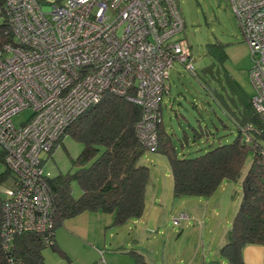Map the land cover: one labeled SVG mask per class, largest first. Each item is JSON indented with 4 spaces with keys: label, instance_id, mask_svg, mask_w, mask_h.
Listing matches in <instances>:
<instances>
[{
    "label": "built area",
    "instance_id": "2783aa9c",
    "mask_svg": "<svg viewBox=\"0 0 264 264\" xmlns=\"http://www.w3.org/2000/svg\"><path fill=\"white\" fill-rule=\"evenodd\" d=\"M227 1L249 47L251 103L264 121V0ZM0 16L14 39L0 50V152L15 176L3 204L7 246L15 232L51 226L42 155L80 114L105 93L126 96L141 107L137 135L153 150L173 64L195 67L178 36V0H5ZM28 108L29 119L15 126L13 116Z\"/></svg>",
    "mask_w": 264,
    "mask_h": 264
},
{
    "label": "trees",
    "instance_id": "16d2710c",
    "mask_svg": "<svg viewBox=\"0 0 264 264\" xmlns=\"http://www.w3.org/2000/svg\"><path fill=\"white\" fill-rule=\"evenodd\" d=\"M4 1L0 0V4ZM0 20L1 50L4 44L12 43L14 39L5 16H0ZM211 46L212 63L206 69L214 68L225 57L219 42ZM217 67L220 71V67ZM191 74L197 76L196 69ZM213 80L220 88V76L213 77ZM216 94L220 96V90L217 89ZM224 104L228 108L229 104ZM231 105L238 111L235 113L229 107L233 113L230 118L237 129L235 138L202 154L187 156L189 151L184 148L191 144L186 129L184 135L174 140L173 133L166 130L161 119L157 124V144L152 150L137 135L136 124L142 116L141 107L126 96L105 93L61 135L69 134L82 144L78 155L71 159L72 168L53 177L44 173L52 196V223L48 229L41 233L15 232L7 246H3V204L6 194L0 197V264H45V247L59 252L69 261L56 244L55 230L66 219L83 212L112 213L114 226H123L131 219L140 218L144 213V194L149 177L148 167L141 162L146 151L165 156L170 166L172 193L176 198L209 197L224 180H237L251 151L252 161L241 182V202L224 243L218 250L228 264H244V247L264 246V145L261 143L264 140V121L254 110L251 97L231 101ZM193 106L196 107V104L193 103ZM195 122L189 123L188 128L193 144L207 136L208 132L211 133L199 118ZM175 141L178 142L177 146ZM0 159L3 161L2 152ZM10 175L12 179L8 188L13 185L14 174L7 166L0 173V182ZM72 181L79 185L81 193L78 197L72 195ZM127 253L133 256L135 264H149L141 253L133 249Z\"/></svg>",
    "mask_w": 264,
    "mask_h": 264
},
{
    "label": "rangeland",
    "instance_id": "374dc122",
    "mask_svg": "<svg viewBox=\"0 0 264 264\" xmlns=\"http://www.w3.org/2000/svg\"><path fill=\"white\" fill-rule=\"evenodd\" d=\"M41 1L54 2L57 0ZM178 2L185 20L184 31L180 32L178 36L182 38L181 44L184 49H189L192 54L197 76L192 75L184 66L175 62L167 81L169 93L163 95L160 108L163 113V124L173 133L174 140L182 135L183 129L188 131L191 145L184 149L189 151L187 156H195L218 144L229 143L237 135L235 124L230 118L233 117V113L229 107L237 113V108L235 109L231 105V101L236 100L237 102L238 99L253 96L254 86L248 75L253 61L248 44L227 0H178ZM108 17L111 18L109 14ZM214 42L220 43V49L223 50L225 57L220 59L218 61L220 63H216L214 68L211 66L206 69L212 63L210 49H213L211 45ZM217 66L220 67V71ZM219 76L220 88L214 84L213 80V77ZM214 88L220 90V96L216 94L217 89L215 91ZM223 102L229 104L228 108ZM193 103L196 104V107H193ZM31 114L30 108L22 110L13 116V123L17 127L20 126L21 123L29 119ZM180 114L186 116L187 119ZM195 116L202 124L207 125V131L211 133L208 132L207 136L204 135L193 144L188 124L196 123ZM261 141L264 145V140ZM175 143L177 146L178 142L175 141ZM81 148L82 144L71 135L61 136L49 153L42 155L44 160L42 169L45 175L53 177L60 172L69 171L72 168L71 159L78 155ZM252 157L253 153L249 151L241 176L237 180H224L211 196L176 198L172 193L170 166L165 156L154 151L144 153L141 162L148 167L149 177L144 194L143 216L152 218V220L169 218V229L160 226L163 233L167 230L170 231V235H166L168 251L175 250L174 252L178 254L181 247L184 250L187 242L189 249L186 255L190 256L191 253L198 250V256L202 255L205 260L207 257L210 258V264H220V255L215 252L222 240L220 232L224 227L230 228L231 221L239 208L241 182L250 166ZM5 167L0 159V173L5 171ZM11 179L10 175L0 182V197L5 196ZM71 187L72 195L78 197L81 192L77 182L72 181ZM180 213L187 214L188 218L185 219L187 220L185 222L181 220L183 224L178 225L173 217H178ZM62 228H64L63 225L57 227L58 234L62 232ZM120 228L114 227L112 233L117 232ZM108 235L109 233H107V240ZM201 239V244H199ZM69 246L73 250L77 249L76 246ZM161 247L163 248V242L160 243ZM209 248L213 255L208 256ZM58 253L52 252L50 247L43 249V256L45 255L47 263L69 264L66 257ZM214 259L217 262H213ZM71 264H81V261L73 258Z\"/></svg>",
    "mask_w": 264,
    "mask_h": 264
},
{
    "label": "crops",
    "instance_id": "0c3cea01",
    "mask_svg": "<svg viewBox=\"0 0 264 264\" xmlns=\"http://www.w3.org/2000/svg\"><path fill=\"white\" fill-rule=\"evenodd\" d=\"M161 114L163 121L162 109ZM181 116L187 119L186 116ZM196 120H198L197 116H195ZM188 128L190 129L189 124ZM166 130L170 132L168 129ZM182 134H185L184 129ZM176 218L177 216L173 217V220ZM156 219L144 218L142 215L140 218L131 219L123 226H118L121 228L112 233L116 227L113 225L114 216L112 213L83 212L66 219L62 224L64 227L62 232L58 234L55 230V240L58 247L68 256L69 264L73 258L81 261V264H135L133 256L127 253L128 250L132 249L141 253L149 264H210V258L207 257L205 260L202 255L198 256V250L191 253L190 256L186 255L189 249L187 242L184 250L181 247L178 254L174 252L175 250L173 252L168 251L166 246L168 237L166 235H170V231L167 230L163 233L160 228L169 229V218ZM185 221L187 220L183 219V222ZM183 222L180 221L177 224L180 225ZM228 230L227 227L221 229L220 246L223 244ZM107 233H109L108 240ZM201 241L202 239L198 243L201 244ZM161 242H163V248H160ZM68 244L76 246L77 249L73 250ZM209 250L208 256L213 255L211 248ZM218 250L219 247H216L215 252L220 255V264H228ZM52 252L58 253L53 249ZM48 255H50L49 252ZM242 257L244 264H264V246L248 245L244 247ZM215 261L214 259L213 262ZM44 262L49 264L45 261V255Z\"/></svg>",
    "mask_w": 264,
    "mask_h": 264
},
{
    "label": "clouds",
    "instance_id": "9594fccd",
    "mask_svg": "<svg viewBox=\"0 0 264 264\" xmlns=\"http://www.w3.org/2000/svg\"><path fill=\"white\" fill-rule=\"evenodd\" d=\"M161 117H162V115H161Z\"/></svg>",
    "mask_w": 264,
    "mask_h": 264
}]
</instances>
